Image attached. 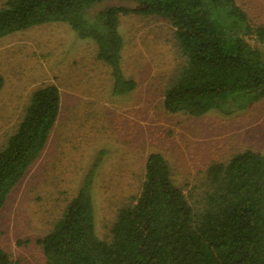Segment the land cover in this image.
<instances>
[{"label": "trees", "instance_id": "1", "mask_svg": "<svg viewBox=\"0 0 264 264\" xmlns=\"http://www.w3.org/2000/svg\"><path fill=\"white\" fill-rule=\"evenodd\" d=\"M127 15L157 16L173 29L182 63L163 92L168 113L231 116L264 99V23H254L239 0H3L0 39L67 23L95 44L111 95L124 97L137 87L123 68L120 24ZM61 108L57 85L32 92L0 147V211L45 149ZM106 152L99 151L61 217L36 240L45 264H264V153L244 149L211 163L198 195L174 182L163 154L149 153L140 190L118 209L104 240L96 233L94 187ZM0 264H12L2 248Z\"/></svg>", "mask_w": 264, "mask_h": 264}, {"label": "rangeland", "instance_id": "2", "mask_svg": "<svg viewBox=\"0 0 264 264\" xmlns=\"http://www.w3.org/2000/svg\"><path fill=\"white\" fill-rule=\"evenodd\" d=\"M256 24L264 0H239ZM3 0H0V6ZM123 68L137 82L124 97L110 92V73L96 46L63 22L0 39V147L20 122L31 94L55 84L61 113L45 149L0 211V248L12 264H45L36 240L48 233L83 175L102 158L94 187L96 233L110 239L118 209L136 194L151 152L165 156L174 182L199 194L204 169L244 149L264 153V99L231 116L164 110L163 92L182 60L170 23L157 16L121 18Z\"/></svg>", "mask_w": 264, "mask_h": 264}]
</instances>
